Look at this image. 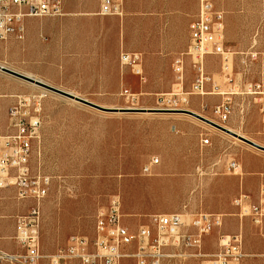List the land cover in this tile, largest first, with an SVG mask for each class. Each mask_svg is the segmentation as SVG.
Wrapping results in <instances>:
<instances>
[{"label":"rangeland","instance_id":"rangeland-1","mask_svg":"<svg viewBox=\"0 0 264 264\" xmlns=\"http://www.w3.org/2000/svg\"><path fill=\"white\" fill-rule=\"evenodd\" d=\"M62 1L63 8L81 7L92 18L101 21L103 31L107 33L106 44L111 58L116 49L119 58L122 52L141 53L145 73L149 72L155 87L168 89L171 83L174 85L173 91H166L163 95H142L140 79L126 70L129 74L118 82L116 93L77 97L106 109L160 110L159 100L169 99L170 92L179 93L182 89L184 92L191 91L196 74L191 60L186 58L184 83L179 85L173 71V56L168 55L176 51L184 53L188 48L189 38L187 32L181 31L180 23L177 26L179 31L168 33L157 17H146L144 21H129L131 31L127 33L120 31V26L125 25V16H98L99 0ZM149 2L157 3L158 0ZM215 5L219 11L241 15V22L233 24L235 35L252 33L264 22V16H259L258 12L264 8V0H215ZM238 8H245L247 12L240 13ZM199 9L200 0L198 12ZM194 20L195 17H192V22ZM171 35L173 41L169 39ZM236 50L246 52L249 49ZM239 58L235 55L226 63L220 56H208L204 60L205 73L224 91L228 86L225 78L228 73L233 75L237 84L246 80ZM8 68L17 70L10 66ZM253 77L254 74H251L247 80L257 81ZM110 82L113 84V81ZM1 83L18 87L19 95L44 96L41 139L35 145L32 160L35 172L42 171L52 179L42 209L40 241L44 255H52L66 247L72 236L92 237L98 212L108 207L113 197L119 196L123 224L135 235L141 227L150 225L154 215L183 214L187 225L199 213L222 215L224 225L221 229L204 236L198 246H182L180 258H168L164 263L206 264L216 253L220 237L232 235L228 231L233 226L226 221L236 219L234 199L242 192L255 201L258 199L259 187L264 180V152L194 117L97 110L0 72ZM125 89L137 95L134 107L122 95ZM61 90L75 93L71 89ZM196 98L197 108L194 107ZM203 98L191 96L190 104L185 108L196 111L208 120L219 122L213 109L223 102V97ZM207 98H212L214 103L208 102ZM7 100L10 101L9 98ZM241 104L240 101L234 103V114L224 126L264 147L257 105L248 101L245 113L241 114ZM9 105L10 102L0 100V136L11 131ZM205 139L210 140V145L203 144ZM152 159H158L159 164L147 175L144 167ZM229 161H236L241 169L233 173L227 166ZM247 178L256 180L252 191L246 186ZM31 205V201L16 200L14 189L0 190L1 249L9 253L17 252L15 218L27 214ZM237 228L238 232L242 230L244 234L245 258L248 250L264 246V230L261 227L247 220L242 228L236 224ZM183 232L187 235L196 234L190 227ZM11 244L15 249L8 248L7 245ZM174 252L171 249L168 254L173 255ZM127 253L134 255L136 244ZM122 264L136 262L131 257L124 259Z\"/></svg>","mask_w":264,"mask_h":264},{"label":"built area","instance_id":"built-area-1","mask_svg":"<svg viewBox=\"0 0 264 264\" xmlns=\"http://www.w3.org/2000/svg\"><path fill=\"white\" fill-rule=\"evenodd\" d=\"M124 0H99L100 17H122ZM64 15L62 0H0V42L10 39H26L27 19L58 18ZM187 50L176 57L173 71L179 85L185 79V61L189 58L195 69V78L189 93L169 94V99H160V110L186 111L191 96L204 97L208 94L223 97V102L214 107L213 113L225 128L234 114V98L249 99L259 109L264 135V70L257 81L234 83L226 75L227 85L223 91L213 78L205 73L204 60L208 56H220L228 63L237 53L226 45L224 13L217 10L215 0H200V9L191 23ZM252 62L259 59L258 53L250 55ZM121 65L131 70L134 76L146 83L143 56L140 53L123 52ZM264 69V68H263ZM211 85L210 92L207 90ZM122 95L134 107L137 95L125 89ZM43 95H20L8 110L11 131L0 136V190L14 189L16 200L31 201L25 215L15 218L16 235L14 240L18 251L9 253L0 248V264H122L126 258H134L136 264H164L168 258H180L182 246H198L204 236L224 225V217L217 214L199 213L187 225L186 216L154 215L150 225L143 226L135 235L123 224L122 203L119 196L113 197L110 205L101 209L95 221L92 237L75 235L69 238L66 247L52 255H44L41 249V228L43 203L48 198L52 179L35 172L32 160L35 145L40 143L43 124ZM188 111V110H187ZM204 145H210L205 139ZM158 159H152L144 167L150 175ZM233 173L241 169L236 161L227 164ZM237 218L241 223L250 220L255 226L264 223V181L260 185L258 199L242 192L233 201ZM190 227L196 231L187 235L183 231ZM136 244V253H127ZM173 249V255L168 251ZM245 259L244 234L239 231L232 235H222L216 253L206 264H241Z\"/></svg>","mask_w":264,"mask_h":264},{"label":"crops","instance_id":"crops-1","mask_svg":"<svg viewBox=\"0 0 264 264\" xmlns=\"http://www.w3.org/2000/svg\"><path fill=\"white\" fill-rule=\"evenodd\" d=\"M149 1L124 0L123 16H125L126 22L125 25L120 26V31H126L127 33L131 31L129 21H144L146 17H157L162 22L165 32L175 33L179 31L177 26L180 23L181 31L187 32L190 39L189 26L192 17L196 19L198 15V0H167V3L162 2L165 0H158L157 3L151 4ZM187 1H189V5ZM245 11L247 12V9L238 8L240 13ZM63 12L64 15L60 18L27 19L25 21L27 32L24 41L10 39L6 42H0V62L6 65L7 68L10 66L19 71L27 72L33 78L57 89L75 90V93L71 94L76 96L116 93L118 82L123 79L124 75L127 76L131 70L121 65L117 49L114 57H110L106 44L107 33L103 31L101 21L92 18L91 14L81 7H64ZM258 12H260L259 16H264V8ZM223 13L226 45L237 53L236 56H240V67L243 69V74L246 75V80L241 83L249 81L247 79L250 78H247V76H251V74H254L253 78L259 80L260 74L264 70V22L252 33H246L245 36L242 33L235 35L233 24L241 22V15L239 13L233 15L231 11ZM234 16H238V18L235 19ZM169 39L173 41L174 37L171 35ZM187 42L188 40L185 43ZM236 49L249 50L242 52ZM252 53L259 54L257 62L251 61L250 55ZM180 54L176 51L168 55L173 56L174 61ZM227 75L234 82L233 75L231 73ZM145 77L146 83L141 84L140 87L142 95L159 96L174 89L172 83L169 88L167 87L168 89L160 86L155 87L148 71L145 73ZM110 81H113V84ZM207 90L210 92L211 85H208ZM19 92L18 87L16 88L14 85L0 84V100L10 102L9 106L13 104L17 96H20ZM207 96L212 97L215 95L208 94ZM8 98L10 101L7 100ZM233 100L234 103L238 101L242 103L241 114L245 113V105L250 100L242 97H235ZM197 101L198 98L194 101V107L196 108L198 107ZM207 101L214 103L212 98H207ZM193 112L198 114L196 111ZM255 183V179H246V186L251 191L254 190ZM235 217L236 219L226 221V223L228 222L229 225L233 226V229L229 230L228 233L238 232L236 224L242 228L245 222L241 223L236 215ZM261 229L264 230V223ZM14 230L16 232V229ZM7 246L11 250L15 249L12 244ZM246 255L247 257L241 264H264V246L248 250Z\"/></svg>","mask_w":264,"mask_h":264},{"label":"water","instance_id":"water-1","mask_svg":"<svg viewBox=\"0 0 264 264\" xmlns=\"http://www.w3.org/2000/svg\"><path fill=\"white\" fill-rule=\"evenodd\" d=\"M0 72L3 73V74H6V75H9V76H12L14 78H17L21 81H24L28 84H31V85H34L38 88H41L45 91H48V92H51V93H54V94H57L59 96H62V97H65L67 99H70L72 101H75L77 103H80L82 105H85V106H88V107H91V108H94V109H97V110H102V111H111V112H115V113H121V114H145V113H151V114H169V115H187V116H191V117H194L206 124H208L209 126L227 134V135H230L246 144H248L249 146L255 148V149H258L260 151H263L264 152V147L244 138V137H241L239 135H237L236 133L220 126V125H217L216 123L212 122L211 120H208L194 112H191V111H170V110H157V109H106V108H103L101 106H98L94 103H91L85 99H82L80 97H77L71 93H68V92H65L61 89H57L55 87H52L40 80H37L33 77H29L25 74H22L20 72H17V71H14L10 68H7L3 65H0Z\"/></svg>","mask_w":264,"mask_h":264},{"label":"bare ground","instance_id":"bare-ground-1","mask_svg":"<svg viewBox=\"0 0 264 264\" xmlns=\"http://www.w3.org/2000/svg\"><path fill=\"white\" fill-rule=\"evenodd\" d=\"M25 75H27V76H29V77H33L32 75H30V74H25ZM30 85V84H29ZM32 86V85H31ZM34 86V85H33ZM36 87V86H35ZM226 128V127H225ZM226 129H228V130H230V131H232L231 129H229V128H226ZM232 132H234V131H232ZM235 133V132H234ZM237 135H239V136H241V137H244V136H242V135H240V134H238V133H236ZM244 138H246V137H244ZM246 139H248V138H246ZM249 140V139H248Z\"/></svg>","mask_w":264,"mask_h":264}]
</instances>
